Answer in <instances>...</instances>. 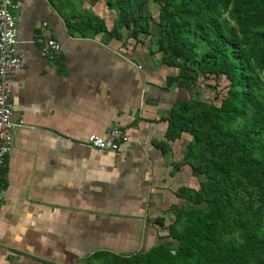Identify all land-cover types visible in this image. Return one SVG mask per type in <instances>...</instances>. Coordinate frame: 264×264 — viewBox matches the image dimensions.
<instances>
[{"label":"crops","instance_id":"crops-1","mask_svg":"<svg viewBox=\"0 0 264 264\" xmlns=\"http://www.w3.org/2000/svg\"><path fill=\"white\" fill-rule=\"evenodd\" d=\"M16 49L24 66L8 75L13 120L0 181V264H92L167 239L166 227L195 176L181 163L183 136L165 137L170 110L186 98L166 85L177 71L148 45L100 31L117 15L106 0H20ZM75 9V10H74ZM97 17L98 21L88 19ZM45 23V25H43ZM124 35V33H122ZM57 39L55 59L40 39ZM145 58L144 65L132 54ZM114 125L129 137L113 151L82 142Z\"/></svg>","mask_w":264,"mask_h":264},{"label":"trees","instance_id":"trees-1","mask_svg":"<svg viewBox=\"0 0 264 264\" xmlns=\"http://www.w3.org/2000/svg\"><path fill=\"white\" fill-rule=\"evenodd\" d=\"M146 1L107 0V7L117 15L110 30L101 25L100 31L120 39L121 28L132 23L135 36V11ZM155 1L160 3V24L170 39L162 63L179 68L176 75L166 76V85L177 81L195 85L210 71L223 75L228 88L219 105L206 103L197 91L195 98L174 105L165 119L168 140L181 139L183 133L191 137L184 140L179 162L187 163L193 175L206 176L195 193L205 205L187 211L180 228L178 213L166 227V237L176 241L175 252L164 253L159 244L147 252L112 256L119 264H264V93L237 28L220 19L233 0ZM250 1L264 26V0ZM86 21L101 23L97 17ZM140 28L147 30L145 18ZM260 29L258 35L264 39V27ZM201 42L208 46L204 67L190 75L188 62ZM260 53L264 65V49ZM230 122L236 123L235 128L225 127ZM188 191L183 188L179 194ZM236 230V237L231 236Z\"/></svg>","mask_w":264,"mask_h":264},{"label":"rangeland","instance_id":"rangeland-1","mask_svg":"<svg viewBox=\"0 0 264 264\" xmlns=\"http://www.w3.org/2000/svg\"><path fill=\"white\" fill-rule=\"evenodd\" d=\"M74 8L80 5L82 0H73ZM251 3V4H250ZM248 2V0H233L230 4L228 10L224 11L220 17L222 23L230 26H234L237 28V31L241 37L243 46L247 51H249L251 55V61L255 66L256 73L261 81V94L264 93V65L262 63V59L260 58V52L264 49V39L258 35V31H261L260 28H263V24H259V14L256 12V8H253L252 1ZM257 4V1H256ZM107 5V0L105 1V6ZM108 6V5H107ZM75 10V9H74ZM160 3L155 0H147L144 2L140 8L135 11L136 25L135 36L131 34L132 31V23L128 28H121V38L126 37V42L131 38L132 46H144V44L148 45L151 48V52L154 54L155 58L162 63V58L166 54V51L170 44V39L167 33L162 29L160 24ZM143 18L146 19L147 22V30H141L140 25ZM124 33V35H122ZM161 45V47H159ZM197 55L194 59H191L188 62L187 71L190 75H195V70H199L204 67V56L206 51L208 50L207 44L201 42L198 44ZM167 66L166 64H164ZM170 67V66H168ZM173 71L178 72V67H170ZM183 83V87L185 88L186 98L196 97V92L199 91L201 93V99L206 103L219 105L220 100L226 95V91L228 88V81L223 75H216L214 72L207 71L204 75L199 76L197 78V83L195 85H190ZM236 123L230 122L225 124V127L235 128ZM183 136L191 139L187 133H183ZM193 179V184L189 187L188 193L184 196V199L180 203V207L176 208L175 214L173 216V221L176 219V214L179 217V223L176 225L177 229L180 228L181 225L186 223L188 215L187 211L192 208H202L205 204L202 201L197 200L196 192L200 189V183L206 180V176L201 173L195 175ZM246 180V179H245ZM250 190L252 188L250 187ZM254 198V196H252ZM178 210V211H177ZM172 221V222H173ZM171 222V223H172ZM167 231V230H166ZM237 230L233 233H230L231 236L234 235L236 237ZM226 236V235H225ZM229 236V235H227ZM162 250L165 252L174 253L176 241L167 238L164 243H162ZM161 250V251H162ZM98 258H102L104 264H119L116 257L112 255L102 254L98 255ZM102 260H95L92 264H101Z\"/></svg>","mask_w":264,"mask_h":264},{"label":"built area","instance_id":"built-area-1","mask_svg":"<svg viewBox=\"0 0 264 264\" xmlns=\"http://www.w3.org/2000/svg\"><path fill=\"white\" fill-rule=\"evenodd\" d=\"M21 7L20 0H0V181L5 157L12 146L13 129L22 124L21 121H14L12 117L11 85L8 77L11 71L24 66L23 55L16 49V17ZM39 48L48 59H55L61 53L62 45L57 39L46 37L40 39ZM128 140L126 130L120 125H114L104 134L88 135L82 144L98 151L115 152Z\"/></svg>","mask_w":264,"mask_h":264},{"label":"water","instance_id":"water-1","mask_svg":"<svg viewBox=\"0 0 264 264\" xmlns=\"http://www.w3.org/2000/svg\"><path fill=\"white\" fill-rule=\"evenodd\" d=\"M131 58L134 61H136L137 63H139L140 67H142V65H144L145 58L142 57V55L134 53V54H132Z\"/></svg>","mask_w":264,"mask_h":264}]
</instances>
